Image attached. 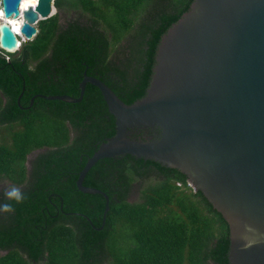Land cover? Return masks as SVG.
<instances>
[{
  "label": "trees",
  "instance_id": "trees-1",
  "mask_svg": "<svg viewBox=\"0 0 264 264\" xmlns=\"http://www.w3.org/2000/svg\"><path fill=\"white\" fill-rule=\"evenodd\" d=\"M192 1L54 0L32 40L0 49V203L11 186L25 194L0 212V264H229L223 216L152 159L119 154L88 169L82 184L109 197L103 221L104 195L76 180L115 118L91 83L78 102L42 97H77L86 72L125 103L141 98L162 35Z\"/></svg>",
  "mask_w": 264,
  "mask_h": 264
},
{
  "label": "water",
  "instance_id": "water-1",
  "mask_svg": "<svg viewBox=\"0 0 264 264\" xmlns=\"http://www.w3.org/2000/svg\"><path fill=\"white\" fill-rule=\"evenodd\" d=\"M0 0L4 18L23 17L24 41L36 23L52 15L54 0ZM21 37L0 21V49L14 53ZM87 83L98 87L114 116L115 133L101 142L79 171L83 192L108 195L82 180L100 158L131 154L177 168L200 190L229 229V264H264V0H193L162 35L144 96L128 104L102 80L83 73L79 95H42L81 100ZM154 134L133 137L135 129Z\"/></svg>",
  "mask_w": 264,
  "mask_h": 264
},
{
  "label": "clouds",
  "instance_id": "clouds-1",
  "mask_svg": "<svg viewBox=\"0 0 264 264\" xmlns=\"http://www.w3.org/2000/svg\"><path fill=\"white\" fill-rule=\"evenodd\" d=\"M20 7L24 8L27 7V5L21 4ZM8 23L13 26L14 31H18L21 23H23V17H20L19 19L9 20ZM4 196L7 202L0 203V212L13 211V202L19 204L25 199V194L16 186L7 188L4 192Z\"/></svg>",
  "mask_w": 264,
  "mask_h": 264
},
{
  "label": "bare ground",
  "instance_id": "bare-ground-1",
  "mask_svg": "<svg viewBox=\"0 0 264 264\" xmlns=\"http://www.w3.org/2000/svg\"><path fill=\"white\" fill-rule=\"evenodd\" d=\"M36 2H37V0H21V2H20V6H21V4H26V5H35L36 4ZM25 8V7H24ZM24 8H21L20 7V10H22V9H24ZM21 16H18V17H16V18H14V17H9V18H7V19H5L4 18V15H3V11H2V9H1V6H0V21L1 20H5V21H9V20H12V19H19ZM10 24V23H9ZM11 25V24H10ZM12 26V25H11ZM12 28H13V26H12ZM14 31V30H13ZM17 35H19L21 38H22V34H21V32L18 30V31H14ZM22 40V39H21Z\"/></svg>",
  "mask_w": 264,
  "mask_h": 264
},
{
  "label": "rangeland",
  "instance_id": "rangeland-1",
  "mask_svg": "<svg viewBox=\"0 0 264 264\" xmlns=\"http://www.w3.org/2000/svg\"><path fill=\"white\" fill-rule=\"evenodd\" d=\"M56 11H57L56 8L53 7V12H52V14H54ZM69 15H70V14H69ZM69 15L60 12V19H61V22H63V21L66 20L67 18H69ZM71 16H73V15L71 14ZM36 27H37V24H36ZM21 39H22V38H21ZM124 39H125V36H124V38L122 39L121 42L124 43V41H123ZM24 42H25V41L22 39L20 45H22ZM121 42H120V43H121ZM19 47H20V46H19ZM18 49H19V48H18ZM4 132H5V131H4ZM29 156H30V155H29ZM26 166H27V167L29 166V161H26ZM0 183H2V182H0ZM130 198L134 199V198H135V195L131 194V195H130Z\"/></svg>",
  "mask_w": 264,
  "mask_h": 264
},
{
  "label": "flooded vegetation",
  "instance_id": "flooded-vegetation-1",
  "mask_svg": "<svg viewBox=\"0 0 264 264\" xmlns=\"http://www.w3.org/2000/svg\"><path fill=\"white\" fill-rule=\"evenodd\" d=\"M150 131H151V128L135 129V130L132 131V134L133 133H137V137H145V136H148L150 134ZM151 134L155 135L154 134V130L152 131Z\"/></svg>",
  "mask_w": 264,
  "mask_h": 264
},
{
  "label": "built area",
  "instance_id": "built-area-1",
  "mask_svg": "<svg viewBox=\"0 0 264 264\" xmlns=\"http://www.w3.org/2000/svg\"><path fill=\"white\" fill-rule=\"evenodd\" d=\"M176 184L182 186L180 182H176ZM188 186L192 187L191 184H188Z\"/></svg>",
  "mask_w": 264,
  "mask_h": 264
}]
</instances>
